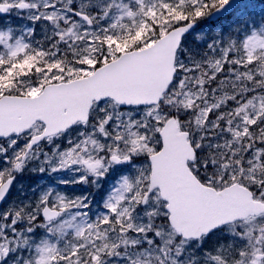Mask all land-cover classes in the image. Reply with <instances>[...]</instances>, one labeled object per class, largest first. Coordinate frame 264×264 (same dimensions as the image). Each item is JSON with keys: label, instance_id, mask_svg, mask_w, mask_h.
Here are the masks:
<instances>
[{"label": "snow or ice", "instance_id": "1", "mask_svg": "<svg viewBox=\"0 0 264 264\" xmlns=\"http://www.w3.org/2000/svg\"><path fill=\"white\" fill-rule=\"evenodd\" d=\"M256 7L0 0V264H264Z\"/></svg>", "mask_w": 264, "mask_h": 264}, {"label": "rangeland", "instance_id": "2", "mask_svg": "<svg viewBox=\"0 0 264 264\" xmlns=\"http://www.w3.org/2000/svg\"><path fill=\"white\" fill-rule=\"evenodd\" d=\"M28 182V181H27Z\"/></svg>", "mask_w": 264, "mask_h": 264}]
</instances>
